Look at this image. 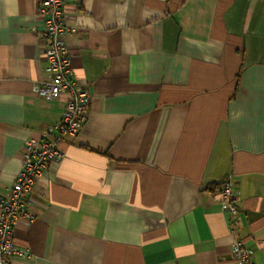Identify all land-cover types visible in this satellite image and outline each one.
I'll return each instance as SVG.
<instances>
[{
  "label": "crops",
  "instance_id": "obj_1",
  "mask_svg": "<svg viewBox=\"0 0 264 264\" xmlns=\"http://www.w3.org/2000/svg\"><path fill=\"white\" fill-rule=\"evenodd\" d=\"M39 0H0V195L66 95L45 74ZM90 103L26 195L12 264H264V0H66ZM228 177L237 212L222 209Z\"/></svg>",
  "mask_w": 264,
  "mask_h": 264
},
{
  "label": "built area",
  "instance_id": "obj_2",
  "mask_svg": "<svg viewBox=\"0 0 264 264\" xmlns=\"http://www.w3.org/2000/svg\"><path fill=\"white\" fill-rule=\"evenodd\" d=\"M66 0H39L38 15L41 18L40 46L45 74L33 85V93L46 99L66 95L65 105L59 120L48 127L42 136L29 138L25 143L22 163L7 191L0 195V264H12V255L27 256L28 251L13 240L14 227L19 218L28 222L33 215L28 210L26 195L40 177L48 163L60 161L64 154L57 143L62 137H73L85 120L90 103V92L86 86L78 87L72 79L70 54L64 38L67 27L63 20ZM222 209L234 215L231 183L224 178L219 193ZM238 264H256L253 250L235 240L231 244Z\"/></svg>",
  "mask_w": 264,
  "mask_h": 264
},
{
  "label": "trees",
  "instance_id": "obj_3",
  "mask_svg": "<svg viewBox=\"0 0 264 264\" xmlns=\"http://www.w3.org/2000/svg\"><path fill=\"white\" fill-rule=\"evenodd\" d=\"M221 185H222V182H221V184H218V186L216 187L217 188L216 196L218 197V199H219V193H220Z\"/></svg>",
  "mask_w": 264,
  "mask_h": 264
}]
</instances>
